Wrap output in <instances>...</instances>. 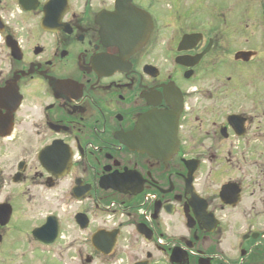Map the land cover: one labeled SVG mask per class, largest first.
I'll return each mask as SVG.
<instances>
[{
	"label": "flooded vegetation",
	"instance_id": "obj_1",
	"mask_svg": "<svg viewBox=\"0 0 264 264\" xmlns=\"http://www.w3.org/2000/svg\"><path fill=\"white\" fill-rule=\"evenodd\" d=\"M242 17L0 0V264H264V18Z\"/></svg>",
	"mask_w": 264,
	"mask_h": 264
},
{
	"label": "rangeland",
	"instance_id": "obj_2",
	"mask_svg": "<svg viewBox=\"0 0 264 264\" xmlns=\"http://www.w3.org/2000/svg\"><path fill=\"white\" fill-rule=\"evenodd\" d=\"M227 1H228L229 7H235L236 6L237 0H227ZM238 1L242 3V7H243V17L241 18V23L244 22V24H250V25L251 24H259L260 20L264 18V0H238ZM262 24H263V22H262ZM261 28H263V26H261ZM247 32H250L251 34H253L255 32V30L253 29V27L249 26V29ZM259 38H261V34H258V39ZM101 220L102 219L100 217V220H98V221H101ZM130 223H132V222H130ZM158 223L160 225L159 232L164 233V231H165L164 224L161 221H159ZM127 226H130V224L126 223L124 225L123 234H122V237H121L120 242H119L121 251L126 252V254H127ZM117 259H118V257H117ZM134 261H135V258L131 257V262H134ZM114 262L115 261H107L106 264H113ZM125 263L127 264V258H126ZM101 264H103V262H101Z\"/></svg>",
	"mask_w": 264,
	"mask_h": 264
},
{
	"label": "water",
	"instance_id": "obj_3",
	"mask_svg": "<svg viewBox=\"0 0 264 264\" xmlns=\"http://www.w3.org/2000/svg\"><path fill=\"white\" fill-rule=\"evenodd\" d=\"M134 33H135V31H133V34ZM141 47H142V44L131 46V48L134 49V50H139ZM127 48H129V46H127ZM242 55H244V54L242 53ZM190 183H191V180L188 181V185L189 186H190ZM138 193L139 192L134 193L132 195H137ZM156 214H157V212H156ZM137 231H138L139 234L145 235L147 240L151 239V234L152 233L144 225H139L137 227ZM117 234H118V231L113 232L112 234H104V232H100V234L96 235V238L100 239V245L98 246L96 244V246L99 248L101 253H103L105 256L110 255L111 252L113 251V249L115 247V244H116Z\"/></svg>",
	"mask_w": 264,
	"mask_h": 264
}]
</instances>
